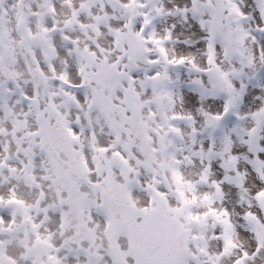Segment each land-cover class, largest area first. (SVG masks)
Returning a JSON list of instances; mask_svg holds the SVG:
<instances>
[{
  "label": "snow or ice",
  "instance_id": "snow-or-ice-1",
  "mask_svg": "<svg viewBox=\"0 0 264 264\" xmlns=\"http://www.w3.org/2000/svg\"><path fill=\"white\" fill-rule=\"evenodd\" d=\"M0 264H264V0H0Z\"/></svg>",
  "mask_w": 264,
  "mask_h": 264
}]
</instances>
